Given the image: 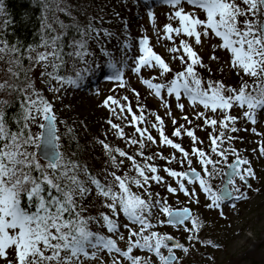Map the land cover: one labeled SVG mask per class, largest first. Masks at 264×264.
<instances>
[{
  "label": "snow or ice",
  "instance_id": "obj_1",
  "mask_svg": "<svg viewBox=\"0 0 264 264\" xmlns=\"http://www.w3.org/2000/svg\"><path fill=\"white\" fill-rule=\"evenodd\" d=\"M32 2L41 13L39 35L25 43L4 34L12 21L2 19L7 13L0 0V264H107L106 258L110 264H183L177 250L189 255L190 247L158 230L164 226L182 229L188 241L219 247L211 239L201 240L200 216L189 206L173 207L169 196L183 194L189 204L199 205L203 193L209 201L205 207L223 217L225 204L235 208V201L247 199L243 189L251 190L250 180L258 179L251 161L235 146L240 137L234 134L249 131L238 127L243 123L262 135L255 125L264 120V0H156L170 9L162 28L155 12L147 11L156 43L171 42L162 46L171 61H179L180 70L154 50L147 34L134 44L128 21L118 12L113 15L123 25V40L104 26L112 21L105 19L103 6L94 8L97 15L88 11L91 0ZM114 37L119 57L107 46ZM206 40L217 41L211 44L210 61L220 65L215 53L227 55V69L219 71L234 73L236 85L214 78L191 42L200 46ZM69 63L72 74H67ZM102 65L111 70L106 79L115 84L113 91L134 94L136 111L127 95L102 100L111 117L121 121L106 122L125 147L106 142L105 132V139L95 141L106 157L97 169L74 127L58 115L56 103L79 90ZM125 69L159 101L163 116L129 88ZM143 71L157 74L145 78ZM171 101L185 123H179ZM237 109L240 115H233ZM165 117L173 125L171 136ZM126 127L134 129L131 135ZM208 129L206 149L197 130ZM185 137L190 151L177 142ZM151 145L173 151L146 154ZM133 146L135 152L126 150ZM258 151L264 156V143ZM174 163L183 170L170 166Z\"/></svg>",
  "mask_w": 264,
  "mask_h": 264
},
{
  "label": "rangeland",
  "instance_id": "obj_2",
  "mask_svg": "<svg viewBox=\"0 0 264 264\" xmlns=\"http://www.w3.org/2000/svg\"><path fill=\"white\" fill-rule=\"evenodd\" d=\"M112 1L110 3L111 5L109 6V12L105 18L110 19L112 23L106 24L104 26L109 27L114 32L117 31V36L119 34L118 37L122 38L123 40V25L120 20L116 19V17L113 15V11L118 12L120 17L125 18L128 21V31L133 38L132 42L134 44L136 42V38L143 34H147L152 38L151 43L154 46V50L164 56L166 60L171 63L174 69L180 70L181 66L179 61H171L170 54H168L166 48L162 46V44H167L170 46L171 42L162 41L161 44L156 43V36L152 30V23L147 16V11L150 7V9L155 12L158 26L162 28L163 25L168 22L167 15L170 11L169 7L163 3H157L156 0H127L126 3H121V0ZM161 35H163V33H161ZM191 42L193 43V46L197 50L198 54L203 58L204 62L208 63L212 68L213 77L216 79H223L227 83L226 79L232 78L231 73L227 72V70H225L224 73L219 71L220 67L227 69V65L224 63V61H226L228 58L227 55L223 52L217 51L215 54L221 57L222 63L218 65L215 61H210V56L213 54L211 44L217 43V41L206 40L200 46L195 45L194 41ZM111 43L112 46L110 45L109 49L113 50L117 57L120 56L121 53L117 47L118 41L115 37L110 43H108V45ZM177 43H179V40H177ZM92 46L95 49V44ZM98 54L99 51L96 50V55L98 56ZM69 65L71 66V63H69ZM77 67L82 66L77 65ZM125 73L126 78L129 80V88H135L141 93V102L145 103L150 110L157 111L163 116L165 110L160 107V103L156 98L148 94V89L146 86L139 82L135 74L131 73L130 69H125ZM109 74H111V72L108 73L107 71H103L98 76L99 80L95 79L93 82L90 80V83L83 82L82 87L79 90H70L64 96L62 102L56 103V108L58 109V115L60 118H64L66 114V108L64 105H68V103L72 105L71 112L73 111L76 114L90 115L93 116V118L105 113L106 115L108 114L111 116L110 112L105 107H103L101 103L102 100L109 95H114L117 98L127 95L133 105V110L136 111V98L134 94L130 90L113 91V89H115V84L106 79V75ZM156 74L157 73L143 71L145 78H150L151 75ZM169 78L171 77L169 76ZM46 95L51 99V93H47ZM171 102L173 105L174 115L177 117L179 123H185V121L181 119V113L175 109L174 101ZM186 112L189 115V118H192V110L188 109L187 106ZM232 114L240 115V112L237 109L233 111ZM112 119L114 123H121V121L116 120L113 117ZM165 120L167 125L166 132L169 136H171L173 125L169 120H167V117H165ZM193 123H202V121L194 120ZM238 127H241L242 129L245 127L249 128V131H247L246 134L251 136V148L249 150H242L241 153L251 161V165L258 177V179L250 180V183L252 184L251 190L243 189L247 192L248 198L243 201H235V208L230 207L231 202L226 203L223 207L225 215L222 217L219 215L218 210H209L205 207V204L209 201H207L203 193H200L201 202L199 205L194 203L189 204L188 199L184 197L183 194H179L178 197L169 196V201L172 205H174V207L189 206L193 212L200 216L203 223L205 224V229H207V235L205 237L202 238V232L199 233L201 240L211 239L214 243L218 244L219 247L214 248L212 246H205L199 242L188 241V233H185L182 229L177 230L171 226H164L158 229L162 233L171 234L181 243H185L186 246L191 247L194 252H196V258H198L199 264H253L254 262L252 259L254 257L258 258L259 263V261L264 256V156H261L258 151V146L261 143H264V120L255 125L257 131L262 135H256L252 133L250 131L252 125L250 124L245 125L241 123L238 125ZM132 130L134 129L132 128ZM209 131H211V129L206 131L197 130V135L202 140H204L205 143H208L207 136ZM153 135H157V133L153 131ZM177 142H181L182 145L190 151L191 142L189 138L185 137L182 141L177 140ZM151 146L152 153L156 152L157 150H161L165 152L164 155H169L173 151L170 148H158L155 145ZM200 146L202 147V145ZM253 149H257V151L254 152ZM177 155L179 154L177 153ZM194 164L199 170V165L196 164L195 160ZM170 166L176 170H183L180 165L175 163ZM185 167L187 166L185 165ZM161 175L165 174L161 172ZM166 179H168L169 182L175 186V181H172L171 178L168 177H166ZM159 188L164 191L165 195H168L164 188ZM257 189L259 191H257ZM197 190L199 191L198 188ZM177 198L180 201L179 204H177ZM121 247H125L123 242H121ZM198 251L200 252L197 253ZM137 254L142 253L138 252ZM177 256H179L181 259L186 257V255L180 250H177ZM106 259L107 264H110V259Z\"/></svg>",
  "mask_w": 264,
  "mask_h": 264
},
{
  "label": "trees",
  "instance_id": "obj_3",
  "mask_svg": "<svg viewBox=\"0 0 264 264\" xmlns=\"http://www.w3.org/2000/svg\"><path fill=\"white\" fill-rule=\"evenodd\" d=\"M112 0H91L92 7L88 8V11L92 13L93 15H97L98 12L94 11V8L97 6H103L104 7V13L105 18L106 15L109 12V6L111 5ZM114 1V0H113ZM112 1V2H113ZM126 3L127 0H124ZM69 3H76V0H69ZM5 8L7 15L3 17L2 19H10L12 21L11 25L4 29V34L13 41H22L25 43H33L38 40V27H39V21L41 17V13L38 12V9H35L34 4L32 0H5ZM60 18L66 20L67 18L63 16V14H60ZM106 25V24H105ZM117 34V31H115ZM119 36V34H118ZM122 40V38H120ZM112 46V43L108 45V48ZM93 48V46H92ZM94 49V48H93ZM116 51V50H115ZM100 53L98 54V56ZM119 57V56H118ZM101 60H104L103 57H101ZM67 74H72L71 66L68 65ZM107 71L108 73L111 72L110 69H108L106 66L102 65L101 69L97 71L95 74H89L88 77L85 79L84 83L89 82L90 80L93 82L95 79L99 80L98 76L103 72ZM205 77L208 75L207 72L203 73ZM232 78L226 79L227 84L230 85H236L238 83V77L235 76L234 73H231ZM97 77V78H96ZM48 92H45L47 94ZM141 94V93H140ZM66 108V114L62 120H67L71 126L74 127L76 135L80 139V143L82 147L87 151V153L94 157L93 163L95 164L96 168L99 169L101 167L99 161L106 159L104 156V152L102 147L95 143L97 139H105L104 133L107 132V138L106 142L119 147H125V144L122 140L116 138L112 132L109 131V125L107 124V119L112 118L110 115L102 114L98 117L88 116V115H81L76 114L73 111L71 112V107ZM61 130H64L63 125L60 126ZM241 128V127H240ZM125 131L131 135L134 130L130 127H126ZM247 131H240L239 133H236L234 135H237L240 137V140L236 142V147L242 152V150H249L251 148V136H248L246 134ZM209 143V142H208ZM208 143H204L202 147H205L207 149ZM184 144V143H183ZM130 152H135V146H133L130 149H126ZM146 154H152V146L147 148ZM161 151V150H157ZM163 152V151H162ZM248 152V151H247ZM165 153V152H163ZM249 153V152H248ZM232 157H229V162H231ZM159 165H164L165 161H157ZM164 163V164H163ZM127 164V162H126ZM195 166V164H194ZM219 180L214 181V184H219ZM154 191H159L161 195H165L164 191H162L159 187H154ZM201 202V201H200ZM171 204V202L169 201ZM172 205V204H171ZM174 207V205H172ZM163 218V217H161ZM207 229H205V224L202 232V238L207 235ZM206 233V234H205ZM198 251L197 253H199ZM200 255V254H199ZM254 263L257 264H264V256L258 263V258L254 257L253 259ZM183 264H199L198 258H196V252L190 247V254L186 255L185 258L182 259ZM253 263V264H254Z\"/></svg>",
  "mask_w": 264,
  "mask_h": 264
},
{
  "label": "water",
  "instance_id": "obj_4",
  "mask_svg": "<svg viewBox=\"0 0 264 264\" xmlns=\"http://www.w3.org/2000/svg\"><path fill=\"white\" fill-rule=\"evenodd\" d=\"M229 203V202H228ZM176 239V238H175ZM177 240V239H176ZM179 241V240H178ZM171 243V242H170Z\"/></svg>",
  "mask_w": 264,
  "mask_h": 264
}]
</instances>
